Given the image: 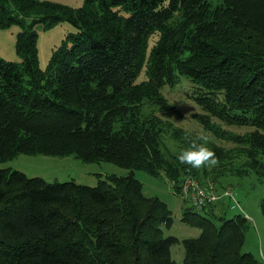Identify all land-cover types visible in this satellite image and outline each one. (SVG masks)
I'll use <instances>...</instances> for the list:
<instances>
[{
    "label": "trees",
    "instance_id": "trees-1",
    "mask_svg": "<svg viewBox=\"0 0 264 264\" xmlns=\"http://www.w3.org/2000/svg\"><path fill=\"white\" fill-rule=\"evenodd\" d=\"M62 21L75 31L65 33L41 68L34 25L48 29ZM13 24L21 28L16 51L22 62L0 58V162L21 153H73L130 171L89 186L0 167V264H176L170 248L179 242L181 264H264L242 249L249 219L225 216L235 207L234 194L202 207L204 213L180 197L188 166L164 137L185 148L191 136L142 109L145 101L173 108L161 88L187 78L197 84L191 97L207 113L194 117L241 145L208 142L219 162L214 177H264V0H221L215 7L211 0H83L76 8L0 0V27ZM141 72L146 78L137 81ZM210 117L252 129L221 134ZM136 169L172 181L184 203L181 220L200 229L197 237L163 234L172 211L143 194ZM189 170L205 187L212 186L206 180L219 183ZM217 184L218 191L230 188ZM260 210L264 217V198Z\"/></svg>",
    "mask_w": 264,
    "mask_h": 264
},
{
    "label": "rangeland",
    "instance_id": "rangeland-1",
    "mask_svg": "<svg viewBox=\"0 0 264 264\" xmlns=\"http://www.w3.org/2000/svg\"><path fill=\"white\" fill-rule=\"evenodd\" d=\"M43 1V0H41ZM58 3L66 4L71 7H78L83 0H50ZM212 6L215 7L220 4L221 0H211ZM31 17L26 20L30 21ZM20 26L13 24L7 28L0 27V58L14 61L16 63L22 62V57L16 51V34L20 31ZM37 32V50L39 66L46 67L51 52L56 48L63 39L65 33L75 31V28L66 21L59 22L48 29H43L40 23L34 25ZM157 34H153L149 39V46L151 47L157 39ZM145 71V70H143ZM146 75L141 72L137 81L145 79ZM197 87V84L189 81L185 77H179L178 83L174 86L164 85L161 88V94L167 100L169 110L158 109L157 105L150 104L145 101L142 109L152 111L158 117L169 120L175 126L183 128L194 138L198 134H205L208 137V142L215 143L222 146L224 149H232L236 144L241 149V145L234 143L227 139L218 137L213 132L206 130L202 123L194 115H206L207 113L195 102L191 97L192 90ZM207 116V115H206ZM206 121H208L205 118ZM210 121L216 126V131L222 134V130L234 133L236 135H243L251 131V127L247 125H227L221 120L210 117ZM215 130V129H214ZM169 149L177 156L183 149L178 143L166 135L164 137ZM233 152V151H231ZM235 161H239L237 158ZM219 163V162H218ZM237 164V162H235ZM188 166V165H186ZM0 167H8L10 169L20 170L30 177H41L47 181H70L76 183L94 186L97 184L98 178L104 179L106 175L114 174L117 176H124L130 170L126 167L116 165L108 161H83L76 157L73 153L64 155H44V154H18L15 157L6 161L0 162ZM189 167L186 168V173L191 177ZM213 167H201L200 169L191 168L199 179H210L219 172L213 171ZM134 176L142 185V192L146 196L157 197L162 200L168 208L172 211V223L170 227H163L164 235H174L179 239L197 237L200 234V229L187 224L181 220L183 206L182 199L173 193L172 181L166 176H154L142 169L133 171ZM219 183H211L206 180L207 184L214 186L217 184H224L229 186L235 196L234 208H229L225 211L227 218L232 217L237 213H241L248 217L249 227L245 234L243 250L253 253L258 259L264 262V217L260 210V201L264 198V177L257 178L251 172L246 176L237 177L226 173L214 177ZM196 179V178H195ZM214 180V181H215ZM213 182V181H212ZM208 186V185H207ZM189 203H186L188 206ZM216 214H221L218 208H214ZM204 213V212H202ZM172 259L176 264H181L183 260L184 249L181 242L174 244L170 248Z\"/></svg>",
    "mask_w": 264,
    "mask_h": 264
},
{
    "label": "built area",
    "instance_id": "built-area-1",
    "mask_svg": "<svg viewBox=\"0 0 264 264\" xmlns=\"http://www.w3.org/2000/svg\"><path fill=\"white\" fill-rule=\"evenodd\" d=\"M179 190L181 193L180 197L188 198L190 204L196 211H200L202 207L209 206L211 202H222V199L234 198L230 188H224L218 191L212 186L205 187L188 173L183 175L182 181L179 183ZM235 202L237 201L235 200Z\"/></svg>",
    "mask_w": 264,
    "mask_h": 264
},
{
    "label": "clouds",
    "instance_id": "clouds-1",
    "mask_svg": "<svg viewBox=\"0 0 264 264\" xmlns=\"http://www.w3.org/2000/svg\"><path fill=\"white\" fill-rule=\"evenodd\" d=\"M207 141L208 137L205 134L191 138L189 145L177 154L179 162L194 169L216 166L218 157L215 151L207 146Z\"/></svg>",
    "mask_w": 264,
    "mask_h": 264
},
{
    "label": "crops",
    "instance_id": "crops-1",
    "mask_svg": "<svg viewBox=\"0 0 264 264\" xmlns=\"http://www.w3.org/2000/svg\"><path fill=\"white\" fill-rule=\"evenodd\" d=\"M248 218V217H247Z\"/></svg>",
    "mask_w": 264,
    "mask_h": 264
}]
</instances>
